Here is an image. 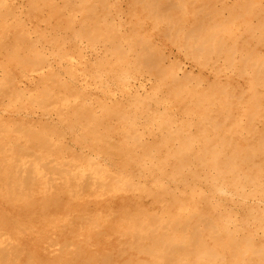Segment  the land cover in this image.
I'll list each match as a JSON object with an SVG mask.
<instances>
[{
	"label": "rangeland",
	"instance_id": "obj_1",
	"mask_svg": "<svg viewBox=\"0 0 264 264\" xmlns=\"http://www.w3.org/2000/svg\"><path fill=\"white\" fill-rule=\"evenodd\" d=\"M105 263L264 264V0H0V264Z\"/></svg>",
	"mask_w": 264,
	"mask_h": 264
},
{
	"label": "bare ground",
	"instance_id": "obj_2",
	"mask_svg": "<svg viewBox=\"0 0 264 264\" xmlns=\"http://www.w3.org/2000/svg\"><path fill=\"white\" fill-rule=\"evenodd\" d=\"M177 4V3H176ZM171 8V7H170ZM177 8V7H176ZM200 49V48H199ZM46 52V51H45ZM235 52V51H234ZM253 53V52H252ZM164 58V57H163ZM48 61V60H47ZM263 62V61H262ZM251 67V66H250ZM73 110V109H72ZM149 162V161H148ZM42 163H43V161H42ZM143 164H146V163H143ZM142 164V166H144ZM41 165V164H40ZM146 166V165H145ZM230 166V165H229ZM155 167V166H154ZM206 167V166H205ZM172 168V167H171ZM49 169H51V168H49ZM53 169H54V167H53ZM153 169V168H152ZM156 170H157V167H156ZM233 170V169H232ZM233 172V171H232ZM220 173V172H219ZM222 173V172H221ZM231 173V172H230ZM219 176V175H218ZM162 182V181H161ZM156 187V186H155ZM168 188V187H167ZM197 191V190H196ZM206 202V201H205ZM207 203V202H206ZM211 204V203H210ZM138 209V208H137ZM141 213V212H140ZM42 214V213H41ZM224 219V218H223ZM225 220V219H224ZM205 226V225H204ZM216 231V230H215ZM156 233V232H155ZM165 234V233H164ZM165 237V236H164ZM188 243V242H187ZM197 244V243H196ZM192 246V245H191ZM161 253V252H160ZM201 256V255H200ZM220 259V258H219ZM52 261V260H51ZM246 261V260H245ZM153 262V261H152ZM106 264V263H105Z\"/></svg>",
	"mask_w": 264,
	"mask_h": 264
}]
</instances>
